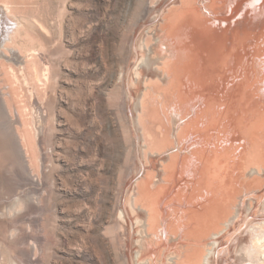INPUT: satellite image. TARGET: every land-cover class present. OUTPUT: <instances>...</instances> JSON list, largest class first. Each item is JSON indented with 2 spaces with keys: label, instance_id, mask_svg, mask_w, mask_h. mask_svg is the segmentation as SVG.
Wrapping results in <instances>:
<instances>
[{
  "label": "bare ground",
  "instance_id": "bare-ground-1",
  "mask_svg": "<svg viewBox=\"0 0 264 264\" xmlns=\"http://www.w3.org/2000/svg\"><path fill=\"white\" fill-rule=\"evenodd\" d=\"M0 1V74L6 76V81L7 76L11 81L16 79L6 83L14 89L13 82L19 78L13 65L29 72L34 69L36 73L38 66L32 56L35 49L16 42L17 38L27 41L30 22L15 14L13 0ZM155 17L156 23L146 31L154 40L149 42L145 34L139 41L144 53L134 70L139 73L142 91L138 92L132 121L139 125L138 129L146 121L157 124L156 133L148 131L146 140L150 142L145 145L151 147V157H159L162 164L158 174L152 177L150 168L142 163L133 177L129 208L138 215L133 220L137 226L133 231L136 256L132 247L129 248L128 263L264 264V212L250 217L253 205L244 199L235 204L231 201V206L233 198L229 196L232 184L235 185L236 169L243 168V158L251 162L240 170L245 181L251 179L255 184V178L264 174V165L258 163L262 162V156L251 144H245L247 140L240 134V130L247 133L250 143L259 133V137L264 136V0H168L158 8ZM22 73L28 82V74ZM36 77L40 79L39 75ZM3 95L4 92L0 93V171L9 172L12 181L6 187L7 180L1 178L0 191L7 188L10 190L7 193L14 195L16 190L23 191L26 181L35 180L36 161H43L37 149L45 118L38 109L31 122L25 111L21 114L22 110L16 109L20 121L15 120ZM169 97L175 106L171 107ZM165 117L173 128L176 144L168 150ZM223 133L231 135L228 143L231 147L237 145L238 151L232 148L239 152L237 155L223 147L226 144V139L221 137ZM212 136L219 141L211 142ZM19 139L30 154V158L25 155L30 167ZM215 146L233 156H225L223 150L220 151L223 155L218 150L211 154L209 151ZM163 147L166 150H161ZM157 164L152 166L157 169ZM12 172L18 177L14 178ZM180 172L187 176L191 173L193 179H180ZM167 185L186 192L185 201L174 204L179 211H172L174 205L163 203L164 198L175 192L164 188ZM45 190L41 187L37 193L35 187L28 190L31 192L26 198L15 195L11 205L0 208V251L3 252L0 264H22L4 251L19 243L13 241L16 230H11L12 220L17 215L24 216L30 205L37 207L35 203H42ZM194 190L199 195L195 191L197 200L201 198V203L206 200V208L213 198L220 197V203L211 204L202 215L197 214L195 210L199 211V206L186 203L196 198L190 196L187 200L188 193ZM188 231L195 232L193 239Z\"/></svg>",
  "mask_w": 264,
  "mask_h": 264
},
{
  "label": "rangeland",
  "instance_id": "rangeland-1",
  "mask_svg": "<svg viewBox=\"0 0 264 264\" xmlns=\"http://www.w3.org/2000/svg\"><path fill=\"white\" fill-rule=\"evenodd\" d=\"M13 1L20 3L21 17L30 22L26 29L28 39L25 44L19 38L16 42L35 49L32 56L38 72L34 69L29 72L19 65H13L19 81L17 83L11 77L15 80L13 83L16 87L10 88L6 83L13 80H9L7 76L6 81V76L0 74V88L3 89H0V93L4 92L2 99H7V102L4 100L5 105L15 116V120L17 118L20 121L16 109L19 112L22 110L21 114L25 111L24 114L31 122L36 110L39 109L44 115L45 128L40 134L37 149L43 161L37 159L36 165L32 163L35 165V180L26 181L23 191L16 190L14 195L8 194L10 190L7 188L0 191V208L11 205L15 195L26 198L31 192L28 190L35 187L37 193L41 187L46 190L42 203H35L37 207L30 205L24 216L17 215L13 218L11 230H16L13 241L19 240V243L13 249L4 251L9 256L11 253V258L22 264H129L126 253H130L128 249L132 247L134 255L136 236L133 231L137 226L133 224V220L138 216L136 211L129 208L131 190L134 187L133 177L142 163L150 168L152 177L158 174L162 164L159 157H151L149 151L152 149L145 145L150 142L148 138V142L146 140L148 131L156 133L157 124L146 121L138 129L139 125L136 126L132 121L135 101L137 102L138 94L142 91L139 73L135 72L134 67L144 53L139 41H142L145 34L144 38H148L149 42L154 40L146 31L154 26L158 8L163 7L168 0L78 1L83 4H78L77 8L88 7L96 22L94 33L90 32V35L95 36V46L92 48L95 63L91 64L75 63L76 0ZM15 9L16 3L13 10L17 15ZM38 13L41 16L38 17L40 22L36 18L30 21V15ZM28 33L34 36L38 47L31 42L32 38ZM80 35L84 37L85 33L79 32L78 36ZM81 42L83 40L78 39L77 44L80 46ZM102 55L103 61L99 60ZM22 71L28 74V82ZM169 98L171 107L175 106L172 97ZM164 120L170 141V145L166 144L168 150L169 147H176V144L172 136L173 128L166 117ZM18 124L17 122V129L21 131ZM240 132L242 139L247 140L244 143L251 144L254 151L262 156V162H255L264 165V136L259 137V133L253 143H250L249 135L244 131ZM222 135L224 141H227L224 148L228 151H232L233 147L237 148V145H229L230 134ZM212 137L209 140L217 143L218 138ZM157 138L160 140L159 133ZM19 146L30 167V154L20 139ZM161 150H166V147ZM217 150L219 155H223L222 147L217 149L215 146L209 152L213 154ZM236 151L233 150L232 153L237 155L239 152ZM229 154L231 153H224L227 157H230ZM242 160L243 168L236 169L234 176L235 185L228 187L232 189L229 196H233L230 202L234 201L235 204L245 199L249 205H253L250 216L253 217L264 212V174L255 178V184L251 179L245 181V174L240 170L249 167L251 162L246 158ZM154 164H157V169L152 166ZM232 165L234 163L231 167ZM13 169L18 171L16 166ZM12 176L18 177L14 172ZM179 176L180 179H193L191 173L187 176L180 172ZM3 177L7 180L5 184L8 187L10 180L12 181L11 175L0 171V179ZM171 186L169 188L173 190ZM166 187L169 190L168 185L164 186ZM178 189L180 188L171 193L173 198L167 196L162 202L176 205L177 202L185 201L183 193L186 192ZM218 190L222 192L223 189ZM195 191L197 194V190L187 192V200L196 197ZM11 195L12 198L9 197ZM197 197L186 203L191 205L194 202V205L199 206V211L196 209L195 212L200 215L211 204L220 203V197L213 198L206 208V200L201 203V198L197 200ZM175 205L172 206V211H179L180 208ZM188 235L193 239L195 232L188 231ZM1 254L3 252L0 251V260L3 259ZM224 262H227L225 257Z\"/></svg>",
  "mask_w": 264,
  "mask_h": 264
},
{
  "label": "crops",
  "instance_id": "crops-1",
  "mask_svg": "<svg viewBox=\"0 0 264 264\" xmlns=\"http://www.w3.org/2000/svg\"><path fill=\"white\" fill-rule=\"evenodd\" d=\"M78 1L80 0L75 1V63L91 64V63H95V58L93 57V53H92V48H94L95 46V36L94 34L90 35V32L94 33L96 22L93 16L90 15V10L88 9V7H85L83 9L77 8L78 4H83V2L78 3ZM13 2L16 3L15 10L17 15L22 16L20 3H17V1H13ZM38 17H41L39 13L36 15H30L29 19L30 21H33L35 18L38 20L39 19ZM38 22H40V20H38ZM79 32L85 33L84 37H82L81 35L79 37L78 36ZM29 37L32 38V40L30 39L31 42H33V44L36 47H38L39 44L34 42V36L32 34H29ZM22 39L23 38L20 39V42H22V44H25L24 39L23 40ZM78 39L83 40L80 46L79 44H77ZM103 56L104 55H102V57H100L99 60L103 61L104 60Z\"/></svg>",
  "mask_w": 264,
  "mask_h": 264
}]
</instances>
